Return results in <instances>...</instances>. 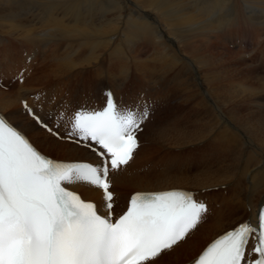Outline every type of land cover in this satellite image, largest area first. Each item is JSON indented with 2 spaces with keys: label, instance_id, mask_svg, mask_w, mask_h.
<instances>
[{
  "label": "bare ground",
  "instance_id": "1",
  "mask_svg": "<svg viewBox=\"0 0 264 264\" xmlns=\"http://www.w3.org/2000/svg\"><path fill=\"white\" fill-rule=\"evenodd\" d=\"M27 1V6L20 3L19 13L12 12L19 2H0L1 27L8 36L24 39L17 40L21 50L15 49V42L7 47L8 66L0 61V113L50 158L98 163L92 151L55 140L39 128L27 117L23 104L27 102L42 117L58 116V122L64 124L83 104L101 106L105 101L102 92L112 89L122 104L132 103L137 111L147 107L149 112L133 160L122 172L111 175L113 213H121L135 192L181 188L198 193V200L207 202L208 212L197 229L155 264L192 262L217 236L240 222H256L264 204V191L259 190L264 186V69L249 68L247 61L254 58L251 52L235 48L250 45L248 35L259 39L264 31V0ZM103 1L106 7L101 5ZM116 10L118 17L113 18ZM68 20L72 23L66 24ZM228 28H238L247 36L242 42L229 41L232 46H227L223 34ZM54 37L78 41L79 49H62L42 68L43 78L33 80L31 61L26 58L34 56L25 53L49 47ZM121 37L130 48L125 53L120 50ZM144 49L149 52L142 57ZM18 54L22 63L10 77L12 64L18 62L14 58L21 59ZM110 54L118 57L114 61H122L107 72L98 63ZM255 57L257 63L262 52ZM158 58L167 65L155 63ZM130 65L131 74L140 77L138 91L130 87L131 74L122 69ZM91 66L94 69L91 76L85 75L79 95L73 92L61 102L54 96L51 105L48 97L45 101L30 99V94L40 93L35 88L42 81L64 77L61 89L70 84L68 79L81 77L83 68ZM102 74L108 82L103 83ZM9 79L15 82L11 83L15 90H6ZM246 83L250 89L245 88ZM72 189L85 199L102 203V194L95 188Z\"/></svg>",
  "mask_w": 264,
  "mask_h": 264
},
{
  "label": "snow or ice",
  "instance_id": "2",
  "mask_svg": "<svg viewBox=\"0 0 264 264\" xmlns=\"http://www.w3.org/2000/svg\"><path fill=\"white\" fill-rule=\"evenodd\" d=\"M23 108L55 140L84 147L99 162H58L0 115V264H155L205 218L199 194L182 190L138 192L113 215L110 175L122 172L140 148L147 107L126 108L109 90L103 108L82 107L64 124L27 102ZM73 186L98 190L99 208ZM257 219L258 226L240 222L226 231L195 264H264V207Z\"/></svg>",
  "mask_w": 264,
  "mask_h": 264
},
{
  "label": "rangeland",
  "instance_id": "3",
  "mask_svg": "<svg viewBox=\"0 0 264 264\" xmlns=\"http://www.w3.org/2000/svg\"><path fill=\"white\" fill-rule=\"evenodd\" d=\"M11 1L12 2L13 1L19 2V4L16 7H14L13 10H12V12H14L16 10L14 13H19L20 12L19 9L21 8V4H24V5L26 4V6L29 5V3H28L27 0H0V2H9V3H12ZM101 5L104 6V7H106L108 4H106V2L103 1V2H101ZM123 6H122V8H123ZM27 8H29V7H27ZM121 9L118 8L119 11H121ZM125 9H126V6L124 7L123 11ZM118 10H116V12H114L116 14L114 15L113 18L118 17ZM26 12L27 11H25V13ZM37 13H39V12L38 11H35L34 12V14H37ZM34 16H36V15H34ZM120 22H121V20H120ZM71 23H72L71 20L66 21V24H71ZM1 28L2 27L0 25V29ZM2 29L0 30V42H2V44L0 46H2V48H4V47H6V48L7 47H11V44L13 42H15L16 43L15 44L16 45V48L15 49H17V50L20 49L21 50V46L19 45L20 43H18V42L23 41L24 39L22 40V38H19L17 40H20V41H17L14 37L8 36L6 34V31L4 29L2 31ZM2 32H4V34ZM226 32L227 33H224L223 35L227 37V40H226L227 43H223V44H225L227 46H232V45H230L228 43L229 41H232L233 43H235V42H242L246 38V36H247V35L245 36L244 34L240 33V30L238 28L237 29L236 28L235 29L228 28L226 30ZM259 36L260 37L258 39V38H255V37L251 38V35H248V38L250 39L249 42H251L250 45H247V46L246 45L245 46H239V47H236L235 48L236 51L241 52V53L251 52L250 53L251 54L250 56H252L254 58L257 57V56L255 57V55H257L259 52H262V57L259 59L260 61L258 60L257 63H256V59H254V58L251 59L250 61L249 60L247 61L249 68H251V67L255 68V66H260L261 68L264 69V43H263L264 42V31L261 32ZM51 41H52V43L47 48L41 47L38 51L35 50V49H33V50H27V52L25 53V56H27V53L28 52H31L30 54L34 56L33 59H31V60L29 58L28 59L26 58V60L29 61L28 63H30V61H31V64L29 65V67L31 66L30 68L33 71V74H31L33 80L34 79L37 80L39 78H43V77H40L41 76L40 74H42L41 73V70H43L42 68H44V67L48 66L49 64H51L52 63V56H57L59 54V52H61L62 49H67V50L79 49V43H78V41L66 40V39H59V37H54V39L51 40ZM53 41H56V42L53 43ZM261 42H262V44H261ZM29 46L31 48H33L31 45H29ZM129 49L130 48L128 47V45L126 43L123 42V38L121 37L120 38V50L123 53H125L124 51L129 50ZM252 49H254V50L252 51ZM148 52H149V50L144 49V52L142 53V55L143 54L144 55L142 57H144L146 54H148ZM110 55L109 56H105L103 58V60L98 63V64L102 65L105 68V70H107V72H112V66L113 65H119L120 62L122 61V60L121 61H114L113 59L116 60L118 57L117 56L115 57L114 55H111V56ZM2 56H3V54L0 53V59L3 58ZM17 56H19L21 58L20 54H18ZM155 57H157L156 53H154L153 58H155ZM14 59L16 61H18V62H16L15 67L18 66L20 63H22V58L20 59V61H19L18 57H15ZM33 60H35V61H33ZM43 60H44V62H43ZM108 63H110V65H108ZM155 63H157L158 65H161V66L167 65L165 63V61H163V60H161L159 58H158V60ZM249 63H251V64H249ZM153 66H155V65H153ZM153 66H151V67H153ZM93 67L94 66L87 67V68H83L84 69V70H82V72H83L82 74L83 75L81 77L68 79V82L70 84H66L65 86L61 87V89H60V83L63 82L62 80H64V77L63 78H58V79H55V80H52V78H49L48 79L49 81L48 80L42 81V82L40 81L41 83L39 85H37L35 89H37V90L41 89V90L46 91L47 93L52 92V97L56 96V97H60V99H62V97H64L65 95H69V94L71 95L73 92H76V91L78 92V91L81 90L80 88L84 85V81L83 80H84L85 75L91 76L90 74H91V71L94 69ZM241 68H242V66H241ZM122 69H123L124 72H127L129 74L132 73L131 65L128 67L127 70L124 67H122ZM13 71H14V69L11 71L12 74H10V72H9V76L10 77L13 76ZM104 77L105 76L102 74V79H105ZM139 79H140V77L139 78H136L133 74H131L130 78L128 79V82L132 84V86L131 85L130 86L132 87V90L133 91H136V90L138 91L140 89V84H139V81H138ZM8 81H9L10 85L7 86L6 90L7 91L15 90L16 89L15 86H12V84H14L15 82L12 81V79H9ZM82 81H83V83H82ZM136 82H138V83H136ZM251 83H253L255 86L257 85L256 88L259 86L258 84H256L253 81H251ZM246 84H245V88L246 89H250L251 86L249 84H247V85ZM30 87H35V86H31L30 85ZM77 92H76L75 95H78ZM230 92L233 93V92H235V90L232 88V91H230ZM168 113H171V112L168 110L167 114ZM181 113L182 112H180V114ZM154 155L155 154H153L152 157ZM210 225H211V223H209L203 229V231H200L197 235L203 233ZM193 238H195V236Z\"/></svg>",
  "mask_w": 264,
  "mask_h": 264
}]
</instances>
